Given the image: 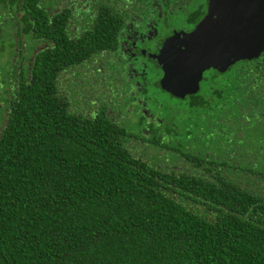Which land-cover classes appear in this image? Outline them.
<instances>
[{
  "label": "trees",
  "instance_id": "obj_1",
  "mask_svg": "<svg viewBox=\"0 0 264 264\" xmlns=\"http://www.w3.org/2000/svg\"><path fill=\"white\" fill-rule=\"evenodd\" d=\"M107 1L0 0V264H264V53L208 71L186 101H157L150 60L139 104L149 88L164 107L130 128L67 100L94 55L148 28Z\"/></svg>",
  "mask_w": 264,
  "mask_h": 264
},
{
  "label": "flooded vegetation",
  "instance_id": "obj_2",
  "mask_svg": "<svg viewBox=\"0 0 264 264\" xmlns=\"http://www.w3.org/2000/svg\"><path fill=\"white\" fill-rule=\"evenodd\" d=\"M107 1V0H106ZM176 2H181V0H176ZM191 2V5L199 7L193 14H190L188 11L180 12H171L170 10H160L156 13V16H148L142 13H134L129 10V2L125 1H117L108 0L107 3L110 4V7L118 9V12H115V15L118 13L121 16V21H125V25L131 24L133 21H141L144 17H147L148 20V28L143 31H135L131 29H125L121 35V39H117L110 48H108L104 53L99 55H94L93 60L90 63H87L82 67V70L78 73L82 74L86 78V84L88 88L83 89L85 86L81 85V90L83 89L84 94L81 91L75 90L71 96H68L67 100L69 105L76 106L78 104L82 107V110L88 112L91 108L93 110L97 108H102L105 112L110 115V118L113 120V112H112V102L110 96H114L123 91L126 97L123 98L122 105V113L124 115H128L131 120L134 121V116L131 112L136 113H144L145 117L143 118L142 125L144 127H148V123L154 120V112L150 107L147 106L146 99L149 98L148 90H146L143 94L145 104L144 107H140V100H142L138 94H140L142 77L145 73L144 67L147 62H151L153 60L150 55H154L161 48L163 42L170 37L175 36L174 41H178L179 39H183L184 35L188 33L206 14L207 10V0H189L187 3ZM86 4L90 7L91 11L88 12L87 20L90 22L93 21L96 15L97 5L94 6L90 3ZM85 6V3H84ZM138 8V7H136ZM121 9L127 11V13H122ZM140 10L142 8H139ZM132 16L126 20L127 14ZM173 19V26H170V20ZM179 20L178 27L176 28V21ZM165 30V31H163ZM178 35V37H176ZM177 38V39H176ZM33 50V49H32ZM30 51V53L32 52ZM29 52V51H28ZM264 51L260 52L257 56L253 58L259 57ZM250 58V59H253ZM148 59V60H147ZM250 59H236L233 60L232 63L227 64L225 66H214L202 69L199 73L198 80L196 81L198 88L193 93H183L179 91L177 95H173L169 91H157V93L166 98L187 100L188 94H194L197 91H200L201 83H203L205 79V71L207 70H215V68L227 69L233 64L242 61V60H250ZM152 64V63H151ZM159 66V79H161L163 75V70L160 65L155 63V66ZM76 78L68 79L72 84H76ZM140 80V81H139ZM76 82V83H73ZM85 82L80 81L79 84H83ZM156 83V81H154ZM145 84H147L145 82ZM140 85V86H139ZM157 87V86H156ZM66 93V92H65ZM102 94V99H100L99 94ZM84 95H89V99H85ZM93 95L95 98L93 99ZM117 114H121L117 111ZM115 121V120H114ZM118 122V121H115ZM144 128H142L143 130Z\"/></svg>",
  "mask_w": 264,
  "mask_h": 264
},
{
  "label": "water",
  "instance_id": "obj_3",
  "mask_svg": "<svg viewBox=\"0 0 264 264\" xmlns=\"http://www.w3.org/2000/svg\"><path fill=\"white\" fill-rule=\"evenodd\" d=\"M174 38L165 40L150 57L163 70V89L173 95L193 93L202 69L264 51V0H207L203 18L182 40Z\"/></svg>",
  "mask_w": 264,
  "mask_h": 264
},
{
  "label": "rangeland",
  "instance_id": "obj_4",
  "mask_svg": "<svg viewBox=\"0 0 264 264\" xmlns=\"http://www.w3.org/2000/svg\"><path fill=\"white\" fill-rule=\"evenodd\" d=\"M174 21H173V19H171L170 20V23H173ZM178 23H179V20H177L176 21V28L178 27ZM170 26H173L174 25V23L173 24H169ZM163 31H165V30H163ZM208 71L209 70H207V71H205V75H207V73H208ZM67 73L68 72H65L63 75H64V77H66V78H69V74L67 75ZM62 79V76H60L59 77V80H61ZM86 78L82 75V74H79L77 77H76V79H75V81L77 82L73 87H74V89L75 90H77V91H81V93L82 94H84V92H83V89H85V88H88V85L86 84ZM80 81H83V82H85V83H83V84H79V82ZM69 84H70V86L71 85H73L72 84V82H70L69 81ZM81 85H84L85 87L81 90ZM61 90H62V88H61ZM62 94H63V91H62ZM153 96H155V98L157 99V101H160V100H162L161 99V95H159L157 92L156 93H154V94H152ZM99 98L100 99H102V94L100 93L99 94ZM84 97H85V99H89V95H84ZM124 97H126V95H125V93H123V91H121V92H118L116 95H115V97L112 95V96H110V99H112L111 100V102H112V105H111V107L113 108L112 109V112H113V120H115V121H118V123L120 124L121 123V125L123 124L124 125V122H125V125L127 126V127H130V128H132V127H134V125L132 126L131 124L134 122L133 120H131V118L128 116V115H124V112L122 113V105L120 104V103H123V98ZM95 98V95H93V99ZM150 105H152L153 107L154 106H156V102H151V104H147V106L148 107H151ZM162 107H164V106H160V107H157V108H152L151 107V109H153V110H155V111H158L159 109L161 110V108ZM117 111L119 112V113H121V114H117ZM173 115H174V121H175V123H176V120H179L182 116L181 115H178L176 112H171ZM170 114V113H169ZM175 114H176V116H175ZM175 142V141H174ZM178 163H180V162H178ZM172 164L174 165V164H176L175 162L173 163V162H168L167 163V165H168V167L169 168H171V166H172ZM200 170H201V168H199ZM202 171V170H201Z\"/></svg>",
  "mask_w": 264,
  "mask_h": 264
}]
</instances>
